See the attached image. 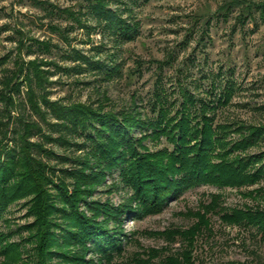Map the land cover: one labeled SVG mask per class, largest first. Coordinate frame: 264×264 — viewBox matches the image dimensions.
Wrapping results in <instances>:
<instances>
[{
    "label": "rangeland",
    "instance_id": "374dc122",
    "mask_svg": "<svg viewBox=\"0 0 264 264\" xmlns=\"http://www.w3.org/2000/svg\"><path fill=\"white\" fill-rule=\"evenodd\" d=\"M106 2V9L116 10L129 22L138 23L134 39L118 41L120 36L90 9L88 0H0V59H6L0 63V78L5 69L15 66V60L20 57L19 41L23 39L25 44L33 45L31 49L23 48V58L46 61L42 65L48 71L46 90L42 92L36 87V91L51 101L63 105L82 102L116 111L134 109L149 117L154 115L151 102L157 89L164 88L170 103L178 102V106L180 86L188 88L197 98L215 100L226 85H233L230 102L217 109V122L264 123V19L259 12L244 17L245 9L239 6L242 4L238 0ZM50 5L56 8L50 11ZM64 8L72 9L80 22L74 13L61 11ZM39 40L50 41V49L41 48ZM27 91L24 83L21 94L17 95L19 101L26 100ZM41 106L44 111L48 110L44 103ZM47 112L48 121L34 114L41 121L43 132L31 138L37 143L32 154L44 162L47 174L54 180L48 192L59 206L54 210L56 222L65 223L63 212L71 209L70 203L61 199L62 188L72 192L82 187L85 200H80L79 205L88 214L93 213L94 202L103 205L101 210L127 202L132 191L119 167L106 171L99 179L84 181L83 174L97 169L94 165L87 169L77 165L78 158L91 164L96 159L88 151V145L76 144L84 142L81 133H71L53 111ZM13 113L28 116L31 109L22 105ZM144 132L138 127L130 132V136L141 139V151L146 148L155 151L167 145L166 137L143 138ZM13 138L10 132L4 141L6 151L17 145ZM260 148L264 149V143ZM260 186L264 187V179L242 188L202 184L171 198L159 212L119 217L110 222V227L127 234L123 240L125 249L121 253L117 251L112 262L102 264H128L132 254L142 247L166 245V239L150 234H159L170 227L191 226L196 218L190 211H196L203 202H210L214 193L223 194L224 204L229 207L256 204L260 198L243 196L242 191ZM88 188L92 190L86 191ZM132 205L135 207V202ZM30 206L31 196L16 198L0 216V263L8 257L9 244L20 247L12 254L15 258L27 259L32 254L34 242H29V238L36 232V227L33 228L36 216ZM211 219L214 231L212 235L205 233L199 237L196 264L231 261L264 264V239L254 228L224 224L218 214ZM55 228L58 234H64L60 227ZM179 246V242L174 244ZM69 248L77 250L76 245ZM99 256L95 250L86 253V258L97 261ZM58 259L57 256L55 260ZM26 263L14 261V264ZM154 264H161L160 260L156 259Z\"/></svg>",
    "mask_w": 264,
    "mask_h": 264
},
{
    "label": "trees",
    "instance_id": "16d2710c",
    "mask_svg": "<svg viewBox=\"0 0 264 264\" xmlns=\"http://www.w3.org/2000/svg\"><path fill=\"white\" fill-rule=\"evenodd\" d=\"M88 2L99 19L106 21L117 37L120 36L118 41L136 37L137 22H129L116 10L106 9V0ZM238 4L245 9L244 17L259 12L264 19V0H238ZM49 7L50 11L56 8ZM61 11L70 15L74 13V17L76 15L70 8ZM75 19L80 22V19ZM38 44L46 50L51 47L50 41L39 40ZM26 46L27 49L33 47L21 39L18 48L21 58L15 60L13 68L5 69L0 78V216L14 199L31 196L30 211L36 216L33 225L36 232L29 238V242H34V248L27 259L22 256L15 258L12 254L20 247L9 244L8 257L0 264H14L17 259L26 264L112 262L117 251H124L123 240L127 234H120L110 227L111 221L129 214L159 212L171 198L202 184L242 188L264 179V149L260 148L264 143V123H247L243 120L217 122V109L219 105L230 102L233 85H226L215 100L197 98L188 88L180 86L181 101L178 106V102L170 103L164 88L157 89L151 102L154 115L149 117L142 116L134 109L106 110L101 105L94 107L82 102L63 105L37 93L36 87L42 92L46 90L48 71L42 68L46 61L23 58L21 54ZM5 60L0 59V63ZM24 83H27V98L19 101ZM41 103L48 108L47 111H53L62 120L63 127L71 133H81L84 142L76 144L88 145V151L96 159L97 162L91 164L78 158L77 165L86 169L94 165L97 169L83 174L84 181L89 183L92 179H99L106 171L119 167L126 185L132 191L127 202L117 208L105 206L102 210L100 207L103 205L94 202L91 206L94 211L88 214L79 205L80 200H85L82 187L74 188L72 192L62 188L61 199L70 203L71 209L63 212L65 223L56 222L54 210L59 206L52 201L48 192L54 180L47 174L44 162L32 154L33 146L37 143L32 142L31 138L43 132L41 121L34 114H39L42 121H48V112L42 109ZM22 105L29 106L31 114L19 113L15 116L13 112ZM11 124H14L13 128ZM134 127L145 131L143 138L160 140L166 137L167 145L155 151L149 148L141 151V139L130 136ZM10 132L14 134L12 140L18 143L6 151L4 141ZM255 147L260 150L250 151ZM91 190L88 188L86 191ZM242 194L260 200L253 205L229 207L224 204L223 194L214 193L210 202H203L196 211H190L196 218L191 226L170 227L159 234H150L163 237L167 244L142 247L132 254L128 264H154L156 259L161 264H196L195 250L199 237L205 233L212 235L214 228L211 218L214 214H218L224 224L254 228L264 239V187L242 191ZM134 202L135 207L132 205ZM55 227H60V232L64 234H58ZM178 242L180 246L174 247ZM72 245H76L77 250L71 251L69 247ZM93 250L101 254L98 261L86 258V253ZM57 256L59 259L55 260ZM229 264L247 263L231 261Z\"/></svg>",
    "mask_w": 264,
    "mask_h": 264
}]
</instances>
